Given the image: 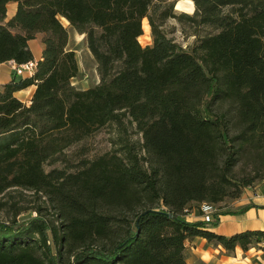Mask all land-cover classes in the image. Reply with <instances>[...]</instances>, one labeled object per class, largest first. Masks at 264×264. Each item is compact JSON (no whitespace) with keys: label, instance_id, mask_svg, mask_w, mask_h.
<instances>
[{"label":"trees","instance_id":"16d2710c","mask_svg":"<svg viewBox=\"0 0 264 264\" xmlns=\"http://www.w3.org/2000/svg\"><path fill=\"white\" fill-rule=\"evenodd\" d=\"M192 1L188 13L177 0H0V64L35 59L29 40L39 33L44 43L33 74L0 86V200L28 187L49 203L0 221V264H190L195 236L229 251L264 241V229H209L228 211L222 202L264 180V0ZM173 16L193 25L192 46L165 31ZM63 19L86 35L93 86L73 84L80 65ZM32 84L26 104L15 92ZM127 115L146 156L126 144L124 154L46 170ZM202 202L218 205L212 218L189 220Z\"/></svg>","mask_w":264,"mask_h":264},{"label":"rangeland","instance_id":"374dc122","mask_svg":"<svg viewBox=\"0 0 264 264\" xmlns=\"http://www.w3.org/2000/svg\"><path fill=\"white\" fill-rule=\"evenodd\" d=\"M15 4L16 2L14 1L9 3L8 16L13 11ZM175 9L177 12L192 13L195 9V4L193 2L190 6L187 0H177ZM63 21L66 22L65 19ZM163 27L170 37H173L186 48L192 46L198 39L193 34V25L187 20L181 21L173 16L164 23ZM70 28L74 32V27L70 26ZM143 28L144 32L140 36V42L146 45L152 42L151 28L147 18L143 19ZM200 29L201 33L210 30L207 27ZM69 47L76 51L80 65L79 73L73 77V84L78 88H85L98 83L100 76L97 70V63L88 47L86 35L80 34V32L72 34ZM143 141L142 132L139 131L136 122H132L127 115L121 122H110L86 139L74 143L66 149L65 155H62L63 158L61 160L55 163L47 162L45 168L50 170L53 167H67L73 170L77 168L82 158H95L117 150L120 154H124V146L126 144H132L138 155L146 156L147 153L142 146ZM144 161L147 165V161ZM229 200L231 199H226L225 201ZM39 203L43 206H49L48 199L42 192L37 193L28 187H13L1 197L0 221H11L14 215L19 221L30 216H36L35 208ZM216 206L218 205L216 204ZM192 208H198V206L191 205L190 209ZM44 212L47 213L48 217H53V210L50 207Z\"/></svg>","mask_w":264,"mask_h":264},{"label":"crops","instance_id":"0c3cea01","mask_svg":"<svg viewBox=\"0 0 264 264\" xmlns=\"http://www.w3.org/2000/svg\"><path fill=\"white\" fill-rule=\"evenodd\" d=\"M15 9L16 4L10 15L13 14ZM64 23L70 30L67 46L69 47L72 34L79 32L75 28L73 32L70 28L72 25L67 20ZM29 45L35 59L42 58L44 49L42 34L39 33L35 38L30 39ZM10 62L9 60V62L6 61L0 64V86L13 77L15 71ZM35 87L36 85L32 84L24 89L17 90L15 94L28 104L31 102ZM221 205L223 210L228 211L220 213L219 223L209 227V229L224 234H232L245 229H264V180L254 186L246 187L241 196L227 202L224 201ZM187 218L189 220L204 219L198 208L190 209ZM263 245L264 241L259 246L253 245L248 249L237 246L234 250L229 251L220 243L210 241L204 236H195L187 240L185 251L190 264H264Z\"/></svg>","mask_w":264,"mask_h":264},{"label":"built area","instance_id":"2783aa9c","mask_svg":"<svg viewBox=\"0 0 264 264\" xmlns=\"http://www.w3.org/2000/svg\"><path fill=\"white\" fill-rule=\"evenodd\" d=\"M13 65L14 71L20 75H31L34 73L37 66V59H31L26 62L18 63L14 60H10ZM200 209L203 214V218L205 220H210L214 211L216 210V206L209 202H202L200 205Z\"/></svg>","mask_w":264,"mask_h":264},{"label":"bare ground","instance_id":"6f19581e","mask_svg":"<svg viewBox=\"0 0 264 264\" xmlns=\"http://www.w3.org/2000/svg\"><path fill=\"white\" fill-rule=\"evenodd\" d=\"M188 4L191 6V4H193L192 0H187ZM193 7V6H192ZM192 11V10H191ZM150 27V26H149Z\"/></svg>","mask_w":264,"mask_h":264}]
</instances>
